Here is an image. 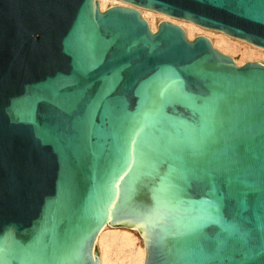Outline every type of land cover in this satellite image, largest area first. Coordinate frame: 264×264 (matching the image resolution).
<instances>
[{"label": "water", "instance_id": "obj_1", "mask_svg": "<svg viewBox=\"0 0 264 264\" xmlns=\"http://www.w3.org/2000/svg\"><path fill=\"white\" fill-rule=\"evenodd\" d=\"M126 1L264 48V0ZM106 224L145 264H264V65L136 9L0 0V264H99Z\"/></svg>", "mask_w": 264, "mask_h": 264}, {"label": "rangeland", "instance_id": "obj_2", "mask_svg": "<svg viewBox=\"0 0 264 264\" xmlns=\"http://www.w3.org/2000/svg\"><path fill=\"white\" fill-rule=\"evenodd\" d=\"M98 8L101 11H105L112 6H123L129 7V3L122 0H97ZM145 10L141 11V15L148 21L149 26L151 24L152 31L156 32L158 30L159 24L161 23L163 17L160 16L158 11L143 8ZM162 17V18H161ZM182 28L185 31L186 37L189 41H193L198 36L207 35L211 40L213 46L220 52L229 55L235 60L237 65H243L247 62H260L264 64V48L256 46L244 39L233 37L223 31L210 29L197 25V27L191 26L189 23H193L189 20L182 18H177ZM195 24V23H194ZM196 25V24H195ZM150 27V28H151ZM261 49H258V48ZM126 229L121 227H114L107 225L106 229ZM102 230V229H101ZM131 231L133 236V241L130 244H126L125 241L119 236L118 239H109L106 249L99 242L97 243V249L99 254V264H139L140 249L145 248L144 241L141 233L138 232L136 228ZM103 232H106L105 229ZM146 257H144L145 264Z\"/></svg>", "mask_w": 264, "mask_h": 264}, {"label": "bare ground", "instance_id": "obj_3", "mask_svg": "<svg viewBox=\"0 0 264 264\" xmlns=\"http://www.w3.org/2000/svg\"><path fill=\"white\" fill-rule=\"evenodd\" d=\"M95 1L96 0H94V2ZM122 1H124L126 3H129V5H130L129 7H125V8H131V9H136L139 12H141V11L145 12L143 7L137 6V5H135V4L131 3V2H128L126 0H122ZM120 7H123V6H120ZM146 9H148V8H146ZM150 10H152V9H150ZM158 14L163 17L161 23L162 22H169V23H172V24H175V25H178V26L182 27L181 24L179 23V20L177 19V17H173V16L167 15V14L162 13V12L158 13ZM189 24L191 26H193V27H197V24L195 25L194 22L193 23H189ZM150 27H151V24H150ZM151 29H152V27H151ZM203 36L207 37V35H203ZM256 48H258V47H256ZM258 49H261V48H258ZM233 61L235 62V60H233ZM106 227H107V224L104 227L101 228L102 230L101 229L99 230L98 235H97V243L100 242L104 246L105 249L107 247V243L106 242H108L109 239L115 240V239H118L119 236L123 239V241H125L126 244L132 243L133 236H132L131 231L128 230V228H126V229H118V228L106 229ZM104 229H105L106 232H103ZM133 229H131V230H133ZM136 229L140 232L139 227H137ZM140 257H141L142 260H140L139 264H143L144 257H146V248L141 247V249H140Z\"/></svg>", "mask_w": 264, "mask_h": 264}, {"label": "snow or ice", "instance_id": "obj_4", "mask_svg": "<svg viewBox=\"0 0 264 264\" xmlns=\"http://www.w3.org/2000/svg\"><path fill=\"white\" fill-rule=\"evenodd\" d=\"M203 145L202 144H197L193 143L191 145V149L193 153L199 152L202 150ZM177 171L176 169H170V172L167 177L164 178L165 182L171 185V178H172V173ZM181 175H184L181 173ZM213 193L216 192V189L213 187L210 189ZM220 202L221 198L217 197L216 199H209L204 201L206 204V220L204 221L205 223H218L221 231L223 233H226L227 235L231 236L237 232V226L229 222L220 215Z\"/></svg>", "mask_w": 264, "mask_h": 264}]
</instances>
